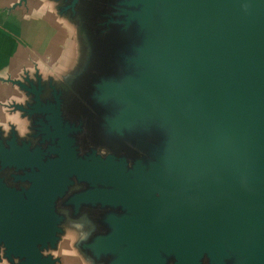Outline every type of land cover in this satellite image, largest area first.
<instances>
[{
	"label": "water",
	"instance_id": "1",
	"mask_svg": "<svg viewBox=\"0 0 264 264\" xmlns=\"http://www.w3.org/2000/svg\"><path fill=\"white\" fill-rule=\"evenodd\" d=\"M31 3L68 35L4 80L0 264H264V0Z\"/></svg>",
	"mask_w": 264,
	"mask_h": 264
},
{
	"label": "crops",
	"instance_id": "2",
	"mask_svg": "<svg viewBox=\"0 0 264 264\" xmlns=\"http://www.w3.org/2000/svg\"><path fill=\"white\" fill-rule=\"evenodd\" d=\"M14 1L0 0V117L3 104L14 96L4 80L32 64L48 69L58 65L68 35L37 3L11 9Z\"/></svg>",
	"mask_w": 264,
	"mask_h": 264
}]
</instances>
